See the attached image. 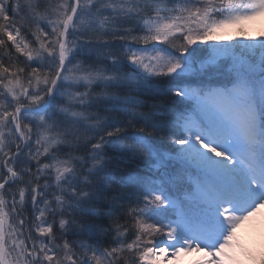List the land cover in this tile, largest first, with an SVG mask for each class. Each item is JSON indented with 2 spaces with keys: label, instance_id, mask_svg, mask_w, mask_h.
I'll return each instance as SVG.
<instances>
[{
  "label": "snow or ice",
  "instance_id": "1",
  "mask_svg": "<svg viewBox=\"0 0 264 264\" xmlns=\"http://www.w3.org/2000/svg\"><path fill=\"white\" fill-rule=\"evenodd\" d=\"M260 11L0 0V264L214 254L264 204V35L218 31Z\"/></svg>",
  "mask_w": 264,
  "mask_h": 264
},
{
  "label": "clouds",
  "instance_id": "2",
  "mask_svg": "<svg viewBox=\"0 0 264 264\" xmlns=\"http://www.w3.org/2000/svg\"><path fill=\"white\" fill-rule=\"evenodd\" d=\"M243 248L251 249L257 258L264 253V204L239 219L214 254L206 248H193L183 250L180 255L200 257L202 254V258L186 261V264H234Z\"/></svg>",
  "mask_w": 264,
  "mask_h": 264
},
{
  "label": "rangeland",
  "instance_id": "3",
  "mask_svg": "<svg viewBox=\"0 0 264 264\" xmlns=\"http://www.w3.org/2000/svg\"><path fill=\"white\" fill-rule=\"evenodd\" d=\"M246 24L250 25L251 32L264 35V11H260L255 16L249 17L247 20L238 22L237 24L225 25L218 31L225 33L244 31L243 25ZM198 258H202V254ZM186 261H188L186 254H182L179 257H170L165 264H186ZM234 264H264V253H261L259 258H257L251 249L243 248L240 256L236 257Z\"/></svg>",
  "mask_w": 264,
  "mask_h": 264
},
{
  "label": "bare ground",
  "instance_id": "4",
  "mask_svg": "<svg viewBox=\"0 0 264 264\" xmlns=\"http://www.w3.org/2000/svg\"><path fill=\"white\" fill-rule=\"evenodd\" d=\"M186 257L188 258V261H190V260H192V259H197V258H198V257L195 256V255H188V254H186ZM167 263H169V262H167Z\"/></svg>",
  "mask_w": 264,
  "mask_h": 264
}]
</instances>
